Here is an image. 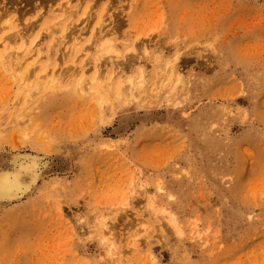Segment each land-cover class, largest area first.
<instances>
[{
  "label": "rangeland",
  "instance_id": "obj_1",
  "mask_svg": "<svg viewBox=\"0 0 264 264\" xmlns=\"http://www.w3.org/2000/svg\"><path fill=\"white\" fill-rule=\"evenodd\" d=\"M16 154L0 264H264V0H0Z\"/></svg>",
  "mask_w": 264,
  "mask_h": 264
},
{
  "label": "bare ground",
  "instance_id": "obj_2",
  "mask_svg": "<svg viewBox=\"0 0 264 264\" xmlns=\"http://www.w3.org/2000/svg\"><path fill=\"white\" fill-rule=\"evenodd\" d=\"M7 45H9V43H7ZM28 73L29 72H27L26 78H29ZM99 78L100 77L97 75L94 81L99 82ZM54 81H56V78L54 80L50 79L49 84H52ZM123 88L124 87H122V89ZM125 92L126 94L128 93L127 95H130L132 90L126 87ZM41 161L42 157L40 160L38 157L27 154L12 155L8 159L4 165L8 166L0 169V204L19 199L31 192L40 179ZM46 164L47 163H44V166H41L45 167Z\"/></svg>",
  "mask_w": 264,
  "mask_h": 264
}]
</instances>
